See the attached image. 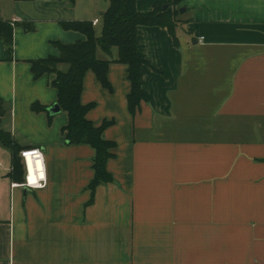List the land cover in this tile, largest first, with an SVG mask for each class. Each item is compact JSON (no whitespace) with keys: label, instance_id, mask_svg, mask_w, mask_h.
I'll return each instance as SVG.
<instances>
[{"label":"crops","instance_id":"1","mask_svg":"<svg viewBox=\"0 0 264 264\" xmlns=\"http://www.w3.org/2000/svg\"><path fill=\"white\" fill-rule=\"evenodd\" d=\"M9 1L0 17L36 30L15 26L12 58L0 40V126L22 149L43 150L47 185H14L0 144V264H264V0H177L178 45L166 27L140 26L146 99L135 115L126 64H110L112 91L87 72L81 100L96 103L87 116L114 119L104 135L117 143L114 180L94 194L96 151L66 142L67 112L32 110L53 106L57 89L56 74L36 79L31 61L58 55L53 41L86 38L60 21H94L106 8Z\"/></svg>","mask_w":264,"mask_h":264},{"label":"trees","instance_id":"2","mask_svg":"<svg viewBox=\"0 0 264 264\" xmlns=\"http://www.w3.org/2000/svg\"><path fill=\"white\" fill-rule=\"evenodd\" d=\"M70 2L74 4L75 0ZM136 2L137 0H110L108 8L101 15L102 24L99 32L92 20L60 21L65 30L80 31L86 35V38L73 43L53 41L52 44L59 50L58 55L51 54L31 61V70L36 79L45 74H56L51 84L57 89L56 103L68 114V122L62 128L66 142L89 144L96 151L93 158L95 174L88 186L93 194L98 185L114 180L107 168V162L115 156L117 143L104 135L105 130L114 124V119H105L100 125H96L87 116L96 106L95 102L85 104L81 100L87 72L93 71L102 86L112 91L108 79L110 64L112 62L126 64L127 76L131 84L128 108L131 114L135 115L141 102L146 99L143 92L142 68L148 63L139 49V27L142 25L166 27L174 43L179 44L176 35L179 9H169V6L176 4L177 0L167 3L166 8V3L157 2L149 13L138 11ZM16 25L22 26L26 31L36 30L33 21L17 22L0 17V40L4 42L10 58L14 53ZM114 48L118 50L116 58L103 59L98 56L100 49L111 56ZM62 64L67 65L65 70L60 69ZM31 108L35 112H48L49 107L36 101L32 103ZM0 144L12 153L10 177L19 183L23 182L25 170L20 156L22 145L10 131L1 126Z\"/></svg>","mask_w":264,"mask_h":264},{"label":"built area","instance_id":"3","mask_svg":"<svg viewBox=\"0 0 264 264\" xmlns=\"http://www.w3.org/2000/svg\"><path fill=\"white\" fill-rule=\"evenodd\" d=\"M100 19L93 21L97 25ZM20 156L24 165V180L21 183H14L22 187H29L30 189H41L47 185L46 162L44 152L39 147H32L23 149ZM42 165L40 166V164Z\"/></svg>","mask_w":264,"mask_h":264},{"label":"rangeland","instance_id":"4","mask_svg":"<svg viewBox=\"0 0 264 264\" xmlns=\"http://www.w3.org/2000/svg\"><path fill=\"white\" fill-rule=\"evenodd\" d=\"M2 4L5 6L6 9H10V1L9 0H1ZM109 1L110 0H75L74 4H71L73 9L77 11V13L82 12V10L87 9L88 5H90V2H95L98 5H101L102 9H99L100 11H103L105 8L107 9L109 6ZM77 2V3H76ZM97 31L99 32L101 30V23H98L96 26ZM117 51L116 48H114L113 52ZM115 53V52H114ZM114 55V54H112ZM110 56V58L112 57Z\"/></svg>","mask_w":264,"mask_h":264},{"label":"water","instance_id":"5","mask_svg":"<svg viewBox=\"0 0 264 264\" xmlns=\"http://www.w3.org/2000/svg\"><path fill=\"white\" fill-rule=\"evenodd\" d=\"M48 110L50 111L51 114H56L61 111V107L58 103H55L53 106L49 107ZM26 191L29 190V187L24 188Z\"/></svg>","mask_w":264,"mask_h":264},{"label":"bare ground","instance_id":"6","mask_svg":"<svg viewBox=\"0 0 264 264\" xmlns=\"http://www.w3.org/2000/svg\"><path fill=\"white\" fill-rule=\"evenodd\" d=\"M42 165V163L40 164V166Z\"/></svg>","mask_w":264,"mask_h":264}]
</instances>
